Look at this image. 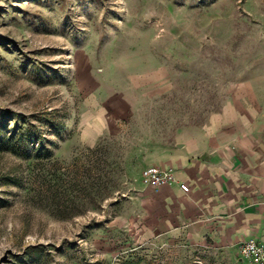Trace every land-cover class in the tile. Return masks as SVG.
Segmentation results:
<instances>
[{
    "label": "rangeland",
    "instance_id": "1",
    "mask_svg": "<svg viewBox=\"0 0 264 264\" xmlns=\"http://www.w3.org/2000/svg\"><path fill=\"white\" fill-rule=\"evenodd\" d=\"M248 84L264 0H0V264H255L130 222L142 170Z\"/></svg>",
    "mask_w": 264,
    "mask_h": 264
},
{
    "label": "crops",
    "instance_id": "2",
    "mask_svg": "<svg viewBox=\"0 0 264 264\" xmlns=\"http://www.w3.org/2000/svg\"><path fill=\"white\" fill-rule=\"evenodd\" d=\"M155 166L171 169L189 191L179 183L145 186L141 177L140 213L130 219L138 239L262 241L264 87L248 84L211 115L199 137L177 143Z\"/></svg>",
    "mask_w": 264,
    "mask_h": 264
},
{
    "label": "built area",
    "instance_id": "3",
    "mask_svg": "<svg viewBox=\"0 0 264 264\" xmlns=\"http://www.w3.org/2000/svg\"><path fill=\"white\" fill-rule=\"evenodd\" d=\"M141 177L145 186L156 188L165 184L179 183L184 192L189 191V186L179 182L171 169H162L155 165L147 166L142 170ZM240 253L255 264H264V241L247 240L241 244Z\"/></svg>",
    "mask_w": 264,
    "mask_h": 264
}]
</instances>
